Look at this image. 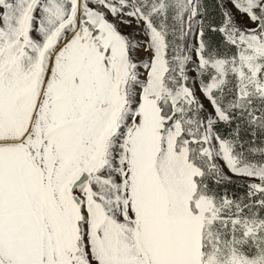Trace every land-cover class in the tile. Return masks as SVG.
I'll return each mask as SVG.
<instances>
[{"label": "snow or ice", "instance_id": "1", "mask_svg": "<svg viewBox=\"0 0 264 264\" xmlns=\"http://www.w3.org/2000/svg\"><path fill=\"white\" fill-rule=\"evenodd\" d=\"M0 264H264V0H0Z\"/></svg>", "mask_w": 264, "mask_h": 264}]
</instances>
